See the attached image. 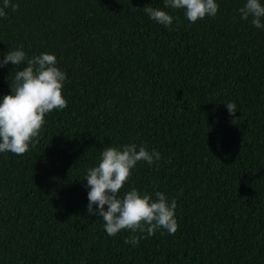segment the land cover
Segmentation results:
<instances>
[{"label": "trees", "instance_id": "1", "mask_svg": "<svg viewBox=\"0 0 264 264\" xmlns=\"http://www.w3.org/2000/svg\"><path fill=\"white\" fill-rule=\"evenodd\" d=\"M216 2L192 23L164 0H12L0 61L54 54L67 107L28 152L0 153V264H264V29L241 19L246 0ZM26 66L0 67V98ZM130 143L161 159L138 162L120 196L164 192L179 224L136 246L89 216L85 179L103 149Z\"/></svg>", "mask_w": 264, "mask_h": 264}, {"label": "clouds", "instance_id": "2", "mask_svg": "<svg viewBox=\"0 0 264 264\" xmlns=\"http://www.w3.org/2000/svg\"><path fill=\"white\" fill-rule=\"evenodd\" d=\"M9 7L17 11L19 5L12 0H3L0 18H6L5 9ZM164 7L184 10L186 18L192 23L207 16L214 17L219 10L216 0H164ZM144 11L158 24L169 28L173 24L174 17L165 10L148 6ZM239 13L241 19L251 18L254 27L264 29L262 0H246ZM25 62L27 66L16 71L10 81L11 94L0 98V153L23 155L28 152L30 144L36 141L45 125L46 114L67 107L62 92L67 77L57 66V57L42 53L29 59L23 48L12 49L0 61V67L9 63L18 67ZM226 107L229 114L235 116L236 105L227 103ZM160 159V152H150L143 145L137 150V145L130 143L103 149L98 165L87 169L89 216L101 217L110 236L114 237L122 230L130 231L132 235L124 239L126 245L136 246L140 238H147L138 237L137 233L146 232L147 236H152L159 229L167 230L169 234L178 230L177 202L175 199L169 202L166 193L157 191L153 199L150 193L132 188L120 196L138 162L152 165Z\"/></svg>", "mask_w": 264, "mask_h": 264}]
</instances>
